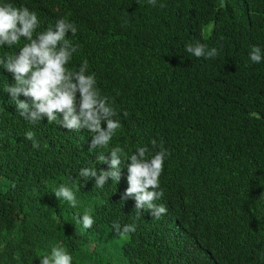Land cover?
Segmentation results:
<instances>
[{
	"label": "trees",
	"instance_id": "obj_1",
	"mask_svg": "<svg viewBox=\"0 0 264 264\" xmlns=\"http://www.w3.org/2000/svg\"><path fill=\"white\" fill-rule=\"evenodd\" d=\"M5 3L34 11L37 33L59 19L76 26L66 34L77 48L67 67L88 61L86 75L95 74L120 127L107 147L89 150L87 130L31 123L4 91L14 81L0 67V264H40L54 247L72 264H264V0ZM25 43L0 46V58ZM197 43L218 55L188 53ZM253 46L260 63L249 59ZM117 146L118 183L96 188L95 177H80L83 168L107 171L97 157ZM139 147L149 158L169 153L154 201L167 209L159 219L144 209L137 217L134 198L121 200L125 158ZM60 185L73 191L75 208L55 197ZM85 212L91 229L77 222ZM114 222L136 230L121 237Z\"/></svg>",
	"mask_w": 264,
	"mask_h": 264
},
{
	"label": "clouds",
	"instance_id": "obj_2",
	"mask_svg": "<svg viewBox=\"0 0 264 264\" xmlns=\"http://www.w3.org/2000/svg\"><path fill=\"white\" fill-rule=\"evenodd\" d=\"M156 2L148 0L154 7ZM39 25L37 14L27 7L17 8L10 3L0 5V46L11 48L22 38L27 41L16 54L0 58V67L11 73L14 81L4 91L15 102L19 116L29 122L37 123L46 118L47 123L58 124L69 131L87 130L92 134L89 150L107 147L120 127L119 120L113 119L118 113L108 102L109 98L101 96L96 87L95 74L86 75L87 60L83 61L78 71L67 67L77 48L66 39V34L71 32L75 35L76 26L66 19H59L54 27L37 33ZM186 50L197 58H215L218 55L215 47L208 50L205 44L200 43L195 46L189 44ZM249 59L253 63L261 62V49L258 46L252 47ZM21 95L24 99H20ZM24 135L26 140L32 141L34 148L39 147L33 131L29 130ZM147 151V148L139 147L134 154L125 158L127 162L130 161L126 163L129 186L121 200L134 198L137 217L144 209L159 219L162 214H166L167 209L154 201L163 196V191H158L159 178L169 153L161 150L149 158L146 157ZM122 156L123 149L113 147L108 156L101 153L97 157L99 163L109 166L107 171L99 170L98 174L94 168H83L79 175L85 181L95 177L96 188H103L109 178L118 183L121 179ZM54 195L58 200L67 201L73 208L77 206L76 197L69 187L60 185ZM77 222L84 229H91L94 224L92 216L87 212L77 218ZM112 227L121 237L136 230L134 224L121 228L119 223L114 222ZM39 259L40 264H72V256L63 248L54 247L50 255Z\"/></svg>",
	"mask_w": 264,
	"mask_h": 264
}]
</instances>
